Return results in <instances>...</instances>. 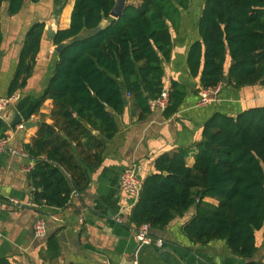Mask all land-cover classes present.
I'll return each mask as SVG.
<instances>
[{
	"label": "trees",
	"instance_id": "1",
	"mask_svg": "<svg viewBox=\"0 0 264 264\" xmlns=\"http://www.w3.org/2000/svg\"><path fill=\"white\" fill-rule=\"evenodd\" d=\"M5 1L0 0V13ZM8 1L11 15L25 2ZM189 2L127 1L123 14L114 18L110 13L116 0H75L70 26L54 37L55 44L66 45L41 98L53 101L52 122L41 121L26 145L35 161L29 171L34 203L64 208L74 193L89 187L107 141L119 131L117 116L128 105L124 96L141 109L140 117L150 112L149 101L164 89V63L172 51L170 23ZM104 20L108 23L102 26ZM45 26L36 22L27 32L9 95L24 88L32 75ZM198 29L201 39L191 44L187 63L190 74L200 77L201 89L224 82L228 59L227 84L241 88L264 78V0H206ZM85 30L89 34L83 36ZM2 41L0 22V46ZM186 95L185 85L174 80L166 117L178 111ZM8 129L0 118V137ZM197 149L193 166L187 165L184 149L157 157L155 171L143 178L130 221L164 228L195 207L184 224L194 242L223 239L234 254L252 258L258 249L256 231L264 226V105L236 116L215 112L203 126ZM48 248L59 254L56 235ZM0 264L14 263L0 257Z\"/></svg>",
	"mask_w": 264,
	"mask_h": 264
},
{
	"label": "crops",
	"instance_id": "2",
	"mask_svg": "<svg viewBox=\"0 0 264 264\" xmlns=\"http://www.w3.org/2000/svg\"><path fill=\"white\" fill-rule=\"evenodd\" d=\"M205 1L190 0L179 19L170 23L172 51L164 63L163 84L169 89L174 80L185 85L187 95L178 111L166 117L160 107H150L142 118L141 109L129 98L125 112L117 116L119 131L107 141L102 164L92 173L89 187L73 194L68 206L34 203L29 171L35 161L30 156L0 153V257H8L14 264H264V226L256 231L257 252L252 258H244L234 254L223 239L196 243L184 232V224L194 216L195 207L164 228L151 227L152 237L164 241L162 248L139 247L137 226L130 221L136 202L119 186L124 169L137 164L145 178L155 171V160L165 152L187 150L186 163L193 166L203 126L215 112L236 116L247 108L264 105V78L241 88L227 84L230 59L226 64L227 81L222 83L218 100L199 105L200 77L190 74L187 57L191 44L201 39L198 20ZM74 4L75 0H25L20 11L11 15L9 1L3 3L0 97L9 96L27 32L36 22L46 25L32 75L26 86L18 90L20 98L9 104L2 118L9 125V148L26 150L41 121L52 122L53 101L41 98L60 52L56 51V35H50L48 29L57 34L68 28ZM107 23L104 20L102 26ZM88 34V30L82 33ZM17 114L22 121L14 124ZM20 124L24 127L20 128ZM205 200L218 204L213 198ZM118 215L123 217L122 222L117 220ZM38 219L45 221L44 236L35 234ZM52 235L58 239V255L48 248Z\"/></svg>",
	"mask_w": 264,
	"mask_h": 264
},
{
	"label": "built area",
	"instance_id": "3",
	"mask_svg": "<svg viewBox=\"0 0 264 264\" xmlns=\"http://www.w3.org/2000/svg\"><path fill=\"white\" fill-rule=\"evenodd\" d=\"M222 83H219L215 87L210 88H202L200 89L199 95V105H208L213 102H216L219 98L220 90ZM20 98V93L17 91L12 95L0 97V118H4V112L12 101L18 100ZM170 99V89L164 88L161 94L149 101L151 108L160 107L165 110V108L169 104ZM20 128L24 127V124L19 125ZM10 140V135L6 134L0 137V153L9 152L14 155H20L23 157L29 158V153L26 150H20L16 148H9L8 141ZM143 178L140 173V168L137 164H133L130 167L124 169L120 176L119 186L120 189L129 195L134 202L140 197L142 190ZM77 194V193H74ZM15 201V200H14ZM117 220L122 222L123 217L118 215ZM151 224L144 223L137 227V239L139 242V247L144 245H151L156 248H162L164 245V241L161 239H154L150 233ZM34 231L36 236H44L46 233V225L44 219H38L34 226Z\"/></svg>",
	"mask_w": 264,
	"mask_h": 264
},
{
	"label": "water",
	"instance_id": "4",
	"mask_svg": "<svg viewBox=\"0 0 264 264\" xmlns=\"http://www.w3.org/2000/svg\"><path fill=\"white\" fill-rule=\"evenodd\" d=\"M128 0H116V3H115V6L113 7V9L111 10V13L110 15L114 18H119L123 12H124V9H125V6H126V3H127ZM48 32L50 35L52 36H55L56 35V32L54 30H52L51 28L48 29ZM66 45V43H61L59 44L57 47H56V51L57 52H60L62 50V48ZM224 81L226 82L227 81V77L225 76L224 78ZM98 102L102 105V106H105V103L101 102L99 99H97ZM124 100H125V103L128 104V97L127 96H124ZM22 121V118L17 114V117L15 118L14 120V124L16 123H20ZM29 124H27L28 126Z\"/></svg>",
	"mask_w": 264,
	"mask_h": 264
}]
</instances>
